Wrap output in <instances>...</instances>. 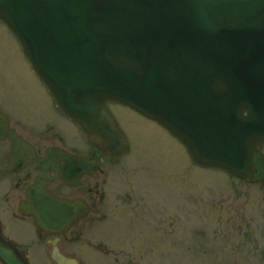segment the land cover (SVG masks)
Here are the masks:
<instances>
[{
	"label": "water",
	"instance_id": "obj_1",
	"mask_svg": "<svg viewBox=\"0 0 264 264\" xmlns=\"http://www.w3.org/2000/svg\"><path fill=\"white\" fill-rule=\"evenodd\" d=\"M0 20L93 145L123 152L105 108L122 104L200 167L264 186V0H0Z\"/></svg>",
	"mask_w": 264,
	"mask_h": 264
},
{
	"label": "flooded vegetation",
	"instance_id": "obj_2",
	"mask_svg": "<svg viewBox=\"0 0 264 264\" xmlns=\"http://www.w3.org/2000/svg\"><path fill=\"white\" fill-rule=\"evenodd\" d=\"M14 92L0 79V231L27 248L30 264H54L53 245L82 264H166L169 250L185 249L182 238L199 245L198 219L190 232L183 225L195 213L184 212L182 188L164 192L163 179L127 135L124 154H104L49 99ZM170 178L177 180V170ZM35 186L68 203L67 217L76 218L69 230L51 234L35 226L45 217L40 196L30 192ZM196 204L215 219L214 203Z\"/></svg>",
	"mask_w": 264,
	"mask_h": 264
},
{
	"label": "rangeland",
	"instance_id": "obj_3",
	"mask_svg": "<svg viewBox=\"0 0 264 264\" xmlns=\"http://www.w3.org/2000/svg\"><path fill=\"white\" fill-rule=\"evenodd\" d=\"M0 79L3 86L9 89L16 85L14 95L31 98L36 93L39 99H44L39 84L34 79L26 62L21 47L13 34L0 23ZM112 113L126 132L131 148L139 154L144 163L156 170L157 178H162L165 188L169 191L178 184L182 188L184 212H194L195 215L184 217V228H195V221L201 228H209V234L200 236V243L192 245L185 237L183 247L198 249L202 256L189 254L180 250H169L174 263L166 264H264V188L245 186L216 169H200L194 167L184 149L158 126L140 118L122 107H113ZM178 178L175 181L170 174ZM166 194V193H165ZM168 206L172 198L166 194ZM214 203L215 219L207 217V210L197 212V204ZM213 207V206H212ZM200 229V228H199ZM212 251H216L212 254ZM225 252L235 256L238 263L228 259ZM208 255H210L208 257ZM241 261V262H240ZM240 262V263H239Z\"/></svg>",
	"mask_w": 264,
	"mask_h": 264
}]
</instances>
